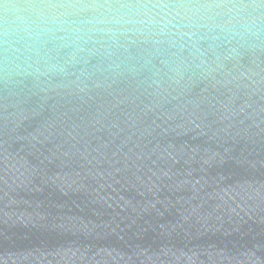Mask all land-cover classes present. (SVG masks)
I'll list each match as a JSON object with an SVG mask.
<instances>
[{
    "label": "water",
    "instance_id": "1",
    "mask_svg": "<svg viewBox=\"0 0 264 264\" xmlns=\"http://www.w3.org/2000/svg\"><path fill=\"white\" fill-rule=\"evenodd\" d=\"M0 264H264V0H0Z\"/></svg>",
    "mask_w": 264,
    "mask_h": 264
},
{
    "label": "clouds",
    "instance_id": "2",
    "mask_svg": "<svg viewBox=\"0 0 264 264\" xmlns=\"http://www.w3.org/2000/svg\"><path fill=\"white\" fill-rule=\"evenodd\" d=\"M179 15V13H177ZM189 13H185V15H188ZM51 17V22L55 23L57 18H58V14L55 13L54 11L48 14ZM41 16V20L39 22V24L37 25L38 27H40L41 31H48L49 29L46 27V25L49 23V19L46 18L44 13L40 14Z\"/></svg>",
    "mask_w": 264,
    "mask_h": 264
}]
</instances>
